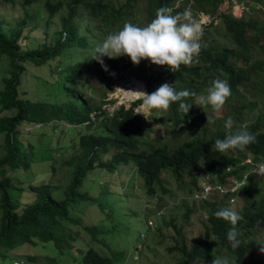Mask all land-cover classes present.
I'll list each match as a JSON object with an SVG mask.
<instances>
[{
  "label": "trees",
  "instance_id": "1",
  "mask_svg": "<svg viewBox=\"0 0 264 264\" xmlns=\"http://www.w3.org/2000/svg\"><path fill=\"white\" fill-rule=\"evenodd\" d=\"M0 1L14 5V0ZM34 1H20L23 9L21 15L8 28H5L4 18L0 16V55L8 57L6 73L0 77V133L3 134L4 147L0 154V246L6 251L18 244H32L37 240H51L57 246L65 244L63 220L72 219L68 213L69 201L88 197L85 192L78 190L81 177L93 168L112 170L117 163L130 160L134 172L142 181L146 195L152 199L155 195L162 196L165 192L162 178L166 169H169L175 175V182H190L185 190L181 188V192L187 196L184 197L186 201L189 199L198 205L199 209L197 206L196 208L202 210L206 216L202 231L189 241L181 226L171 220L165 221L162 218L160 224L153 227L155 230L161 228L162 224L170 225L174 231L172 244L165 246V250L173 253L175 257L174 263L170 264H196L209 258L211 249L217 245L232 255L228 259L229 264H262V260L252 253L256 241L251 234L264 230V199L259 197L252 200L248 208L237 211L243 219L237 225L241 233V244L235 251L227 240L230 224L216 218L214 213L224 207L225 201H232L230 198L241 190L234 193L229 190L232 180L239 181L244 178L245 181L247 178L244 192L253 195L264 185V173L259 174L260 186L253 188L250 185L251 175L254 174L253 166L257 162L264 164V83L259 87L256 85L259 71L264 74V58H252L253 53L257 52L256 48H264V20L244 13L237 17L228 10L218 11L220 0H191L193 6L211 17L210 22L205 24V29L212 23V19H217L222 30L212 35L203 30L202 48L196 57L198 63L191 66L181 65L175 73L167 66H157L155 74L148 76L149 81L151 78L154 81L149 88V94L164 83L171 84L177 91L187 89L196 93V96H190L183 101L192 105L186 115L179 107L180 102L170 106L168 111L172 120L166 134L170 138H177L188 127L197 123L199 130L189 139L165 147L158 144L143 145L136 137L134 119L137 114L133 111V106L139 101L127 107L120 103L106 113L99 104L88 100L78 89L79 82H86V76L93 73L98 65L92 59L97 46L95 43L94 47L91 46L92 40H98L99 37L103 39V30L109 29L106 31L108 35L117 29L113 23H123L132 14L137 0H123L120 3L112 0H44L39 9L33 6L34 10L28 12L29 4ZM171 1L145 0L146 6L143 10L147 20L150 22L155 18L157 9L171 7ZM245 1H259L264 6V0ZM61 7L65 8V12L59 15V29L51 42L41 41L39 46L21 47L19 38L23 28L27 25L33 27L32 19L38 18L41 11L45 12L47 23L48 18ZM182 11V6L176 5L173 8V14ZM79 19L90 23V26L83 23L80 27ZM221 36L224 37L222 40ZM69 48L80 54L72 62L59 66L57 70L61 73L59 83L67 85L60 90L63 97L51 101L26 97L25 89L19 86L26 69L24 62L35 66L44 64ZM214 79L227 80L232 90L228 99L231 103L228 104L230 110L226 116H222L223 126L218 124L215 116L212 121L208 120L204 108L198 104L199 95L206 93ZM176 83L185 84L186 88L179 89ZM260 99L263 101H259ZM3 110L6 112L2 113ZM229 116L235 120L239 117V122H243L241 127L231 130L232 132L247 130L256 137V142L246 146L243 151H213L214 141L223 139L228 134L224 123ZM97 117L100 120L94 123ZM54 121L66 124L82 123L86 127V131L77 134L75 148L63 160L67 180L63 185L40 182L24 188L10 177L13 169L28 165L32 147L27 140L18 139V127L22 123L38 126L53 124ZM246 156L248 161H244ZM200 163L205 169L203 179L197 176L202 168ZM202 182L219 184L224 190L210 188L204 193ZM14 186L16 189H13ZM22 189L31 192V200L23 201L20 198ZM194 193L204 195L202 198H195ZM162 212L155 211V214ZM189 212L190 209L187 208L183 215L186 216ZM146 224L151 226L153 221H146ZM85 228L89 229L88 226ZM27 257L34 256L28 254ZM123 258L121 251L112 250L109 255H104L87 247L80 260L81 264H113L116 261L120 263Z\"/></svg>",
  "mask_w": 264,
  "mask_h": 264
},
{
  "label": "rangeland",
  "instance_id": "2",
  "mask_svg": "<svg viewBox=\"0 0 264 264\" xmlns=\"http://www.w3.org/2000/svg\"><path fill=\"white\" fill-rule=\"evenodd\" d=\"M20 1L14 0V5L0 1V16L4 18L5 28L12 26L21 15L20 13L23 9ZM43 1L35 0L34 3L29 4L28 12L34 10L33 6L39 9ZM112 1L120 3L123 0ZM171 2V7L169 8L172 9L176 5L182 6L184 9L190 7L195 18L204 20V27L211 20L208 13L193 6L191 0H172ZM243 4L244 10L240 12ZM247 4L248 7L246 8L244 1L220 0L218 11L228 10L232 15L237 17L243 13L249 14L263 21L261 19L263 12L260 9L259 1H248ZM145 6V0H137L136 6L132 8V14L123 23H113L114 27L117 26L118 28H115L116 30L114 29L112 32L122 28L126 22H131L138 26H144L149 23L143 10ZM64 12L65 8L61 7L45 23L46 15L44 11H41L38 18L32 19L33 27L27 25L23 28L21 37L19 38L21 47L39 46L41 41L46 43L48 41L51 42L56 30L59 29V15ZM83 23L84 20L79 19L80 27ZM84 24L90 26V23L85 22ZM221 28L219 20L212 19V23L208 25V28H204L203 30L212 35L220 33ZM108 30H103L105 34L103 39L99 37L98 40H92L91 46L94 43L95 46L100 44L107 36L106 31ZM223 38L221 36V40ZM215 42L218 41L215 40ZM256 49L257 52L253 53L252 58H264V48ZM79 54L72 48H69L55 58L47 60L44 64L35 66L29 64L27 61L24 62L26 69L21 76L19 86L25 89V96L31 99L46 101L61 99L63 95L60 90L64 89L67 85L59 83L61 73L57 70L60 68L59 66L72 62ZM102 59L108 71H104L100 63H98L93 73L86 76L87 81L79 82L78 89L88 100L96 102L108 113L120 103L124 107L129 105L128 102L124 101V94L119 90H115L118 87L125 90H145V92L149 93V88L154 84V81L152 78L149 81L148 76L152 77L155 74L157 65L151 64L148 60H142L138 65H133L127 56L115 59L103 57ZM7 67L8 57L0 55V77L6 73ZM111 73L115 75H111ZM119 82L128 83V86L131 88H127L119 84ZM263 83L264 74L262 71H259L256 85L259 87ZM176 85L179 89L186 88L185 84L176 83ZM257 86H255L256 89L258 88ZM249 96L251 95L249 94ZM260 96L259 98H261ZM259 101L263 100L260 99ZM228 104H231L230 100H227L220 111H214L210 106L202 107L207 113L205 115H208L206 117L208 120L212 121L213 116H215L218 118V124L223 126L224 119L222 116H226V113L230 110V105ZM5 112L4 110L2 111V113ZM100 117H97L94 123L98 122ZM147 119L149 121L140 114H137L134 119L136 137L139 138V142L143 145L158 144L169 147L189 139L199 130V124L197 123L188 127L181 136L170 138L166 134L172 120L170 119L169 111L160 112L153 110L147 116ZM234 121L235 124L232 130L241 127L243 123L239 122V117L236 120L234 119ZM18 129V139L27 140L31 143L32 147L28 157V165L24 167L18 166L16 169H13L10 173L11 179L19 182L24 188L29 184L40 182L63 185L67 180V170L63 160L75 148L77 134L86 131L84 124H66L54 121L53 124L46 123L37 126L35 124L22 123ZM3 151V134L0 133V154ZM248 160L249 158L246 156L244 161ZM261 164L257 162L253 166L254 174L251 175L250 183L253 188L257 185L260 186L259 167ZM166 170L165 176L162 178L165 192L159 197L154 194L153 199L144 192L142 181L134 172L133 163L130 160L117 163L112 170L93 168L86 171L81 177L78 190L85 192L88 197L69 201L68 213L72 219L70 221L63 220L65 227L63 236L66 243L57 246L51 240H37L32 244L26 242L18 244L6 251L3 246H0V263L81 264V254L87 247H91L104 255H109L112 250L123 252L124 258L121 261L122 263L116 261L113 264L174 263V254L165 250V246L173 242V229L170 225L163 224L159 229L153 230V227L160 224L162 218L165 221L171 220L181 226L183 234L189 241L202 231V223L206 216L202 210H198V205L189 199L186 201L187 196L181 192V188L185 190V187H188L190 182L184 181L183 184L185 186L180 181L176 180L175 182V175L169 169ZM232 187L234 188L235 184ZM13 189H16L15 186ZM232 192L234 193L235 191L232 190ZM30 194L31 192L28 189H22L20 198L24 199L23 201H29L31 200ZM259 197L264 199V185L260 186L259 192L254 195L244 192L242 188L231 198L233 199L232 201H225L223 208L232 207L236 211H239L243 208H248L252 200H256ZM187 208L190 209V212L184 216L183 213ZM155 211L163 212L155 214ZM147 219H151L153 225L148 226L146 224ZM85 226H88V230L95 231L90 232ZM251 235L253 240L256 241L255 246L252 248V253L261 259L262 264H264V252L260 251L261 247H264V230H257ZM28 254L34 257L29 258L27 257ZM217 256L227 259L232 257L229 252L217 245L211 249L209 258L200 260L196 264H211L212 259Z\"/></svg>",
  "mask_w": 264,
  "mask_h": 264
},
{
  "label": "clouds",
  "instance_id": "3",
  "mask_svg": "<svg viewBox=\"0 0 264 264\" xmlns=\"http://www.w3.org/2000/svg\"><path fill=\"white\" fill-rule=\"evenodd\" d=\"M261 18L264 20L262 16ZM203 29L204 20L195 18L190 7L175 14L172 8L161 7L157 9L155 18L146 25L138 26L126 22L122 28L108 34L95 47L92 59L100 63L106 72L108 68L104 64L103 57L115 59L127 56L133 65H138L142 60H148L153 65L167 66L175 73L179 71L181 65L191 66L193 63H198L196 57L202 48ZM111 75L115 74L111 73ZM115 90L124 94V99L129 106L139 101L136 104L135 114L142 115L146 120L153 110L167 112L176 102H180L179 107L186 115L192 105L183 101L190 96H196L195 92L187 89L177 91L169 83L162 84L150 94L139 89L125 90L118 87ZM231 95V86L227 80L214 79L207 88L206 94L199 95L198 104L220 111ZM234 124L235 121L231 116L225 120L224 127L228 130V134L223 139L218 138L214 141L213 151L220 153L230 149L243 151L246 146L256 142V137L247 130L232 132ZM259 172L264 173V164L260 165ZM246 185L247 178L244 183L237 184L233 190L237 191ZM214 216L230 224L227 240L235 251L241 244L239 239L241 233L237 225L243 217L232 207L222 208L216 211ZM260 251L264 252V247H261ZM211 264H229V261L225 257L217 256L212 259Z\"/></svg>",
  "mask_w": 264,
  "mask_h": 264
},
{
  "label": "built area",
  "instance_id": "4",
  "mask_svg": "<svg viewBox=\"0 0 264 264\" xmlns=\"http://www.w3.org/2000/svg\"><path fill=\"white\" fill-rule=\"evenodd\" d=\"M240 2V1H244V3H245V5H246V8L248 7V2L246 3V1L245 0H235V2ZM232 5V4H231ZM259 5H260V9H262V12H263V18H264V8L262 7V5L259 3ZM232 7H233V5H232ZM244 4H243V6H241V8H240V12L241 11H243L244 10ZM245 8V9H246ZM234 11V10H233ZM200 165V170L198 171V173H197V176L199 177V178H202L203 179V172L205 171V169H204V167H203V164L202 163H200L199 164ZM208 176V175H207ZM211 177V176H210ZM244 181V178H242L241 180H239V181H236V180H232L231 181V184L229 185V190L230 191H232L234 188L232 187L233 186V184H235V186H236V184H240V183H242ZM202 188H203V191H204V193H206L210 188H215V189H218V190H220V191H222V190H224L219 184H214V183H207V182H202ZM233 188V189H232ZM204 193L203 194H199V193H194L193 194V196L195 197V198H197V197H199V198H202L203 197V195H204ZM231 199V198H230ZM150 221L151 220H147V223H150ZM14 263H16V262H14Z\"/></svg>",
  "mask_w": 264,
  "mask_h": 264
},
{
  "label": "bare ground",
  "instance_id": "5",
  "mask_svg": "<svg viewBox=\"0 0 264 264\" xmlns=\"http://www.w3.org/2000/svg\"><path fill=\"white\" fill-rule=\"evenodd\" d=\"M119 84H122L123 86H126L127 88H131V87H129L128 85V83H123V82H119ZM125 101V100H124ZM126 102V101H125Z\"/></svg>",
  "mask_w": 264,
  "mask_h": 264
},
{
  "label": "water",
  "instance_id": "6",
  "mask_svg": "<svg viewBox=\"0 0 264 264\" xmlns=\"http://www.w3.org/2000/svg\"><path fill=\"white\" fill-rule=\"evenodd\" d=\"M136 106H133V111L135 112Z\"/></svg>",
  "mask_w": 264,
  "mask_h": 264
}]
</instances>
